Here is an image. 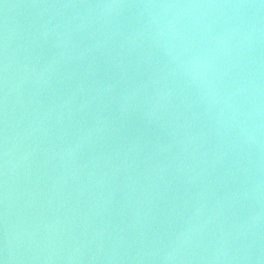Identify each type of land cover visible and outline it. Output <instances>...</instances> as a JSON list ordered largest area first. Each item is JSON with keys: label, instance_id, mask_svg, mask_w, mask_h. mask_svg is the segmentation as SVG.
<instances>
[{"label": "water", "instance_id": "1", "mask_svg": "<svg viewBox=\"0 0 264 264\" xmlns=\"http://www.w3.org/2000/svg\"><path fill=\"white\" fill-rule=\"evenodd\" d=\"M0 264H264V0H0Z\"/></svg>", "mask_w": 264, "mask_h": 264}]
</instances>
